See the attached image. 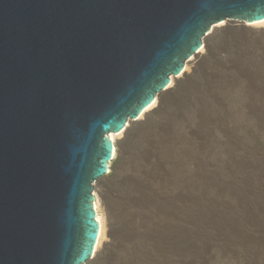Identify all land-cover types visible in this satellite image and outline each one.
Returning a JSON list of instances; mask_svg holds the SVG:
<instances>
[{
  "label": "water",
  "instance_id": "95a60500",
  "mask_svg": "<svg viewBox=\"0 0 264 264\" xmlns=\"http://www.w3.org/2000/svg\"><path fill=\"white\" fill-rule=\"evenodd\" d=\"M264 0H0V264H86L108 135Z\"/></svg>",
  "mask_w": 264,
  "mask_h": 264
},
{
  "label": "bare ground",
  "instance_id": "6f19581e",
  "mask_svg": "<svg viewBox=\"0 0 264 264\" xmlns=\"http://www.w3.org/2000/svg\"><path fill=\"white\" fill-rule=\"evenodd\" d=\"M234 23L223 21L211 28L198 52L176 79L170 78L139 119L128 121L119 136L108 135L113 159L117 148L130 167L124 176H110L108 171L103 178L109 183L124 180L118 191H110L111 196L105 193L110 197L102 202L105 215L99 213L93 195L99 232L86 264H135L140 238L157 246L171 201L177 195L188 200L193 183L205 192L211 142L225 154L219 167L243 174L247 187L241 211L264 231V181L253 176L264 174V20ZM233 91L237 92L232 93L230 104L222 101ZM193 111L199 123L189 120Z\"/></svg>",
  "mask_w": 264,
  "mask_h": 264
},
{
  "label": "rangeland",
  "instance_id": "374dc122",
  "mask_svg": "<svg viewBox=\"0 0 264 264\" xmlns=\"http://www.w3.org/2000/svg\"><path fill=\"white\" fill-rule=\"evenodd\" d=\"M243 23L245 22L237 24ZM245 53L253 58L251 53ZM234 92L237 91L231 92L228 98L223 97L222 101H228L230 104ZM238 101L241 102L242 99ZM236 104L237 98L232 105ZM216 109L220 108L216 106ZM196 114L197 112L193 111L188 114V118L199 123L200 119H196ZM211 147V152L206 156L209 169L206 168L205 192L200 190L199 183L196 186L193 183L189 187L191 192L186 194L189 196L188 200H180L177 195L176 199L171 201L170 215L168 213L166 215L167 222L158 245L153 246L149 241L140 238L138 243L141 252L135 264H264L262 243L264 231L257 229L259 227L257 220L246 218L241 211V207L246 205L242 198L246 196L244 187H247L243 174L235 172L234 169L230 172V169L220 168L221 162L225 159L223 149L215 146L213 142ZM115 151V157L109 165V174L124 176L130 163L122 158L117 148ZM210 161L214 163L210 164ZM141 175H137L139 181ZM253 176H259L258 178L264 181L263 173H256ZM252 177L247 181L249 182ZM123 181L109 183L102 180L94 185L95 192L92 194L96 193L100 214L106 213L105 204L102 202L109 200L108 196L112 191H118L119 187H123ZM202 192L203 195L200 196Z\"/></svg>",
  "mask_w": 264,
  "mask_h": 264
}]
</instances>
